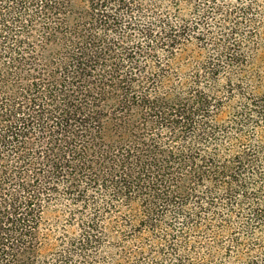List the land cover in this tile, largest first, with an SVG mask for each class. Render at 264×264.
Wrapping results in <instances>:
<instances>
[{
    "label": "trees",
    "instance_id": "obj_1",
    "mask_svg": "<svg viewBox=\"0 0 264 264\" xmlns=\"http://www.w3.org/2000/svg\"><path fill=\"white\" fill-rule=\"evenodd\" d=\"M264 0H0V264H264Z\"/></svg>",
    "mask_w": 264,
    "mask_h": 264
},
{
    "label": "rangeland",
    "instance_id": "obj_2",
    "mask_svg": "<svg viewBox=\"0 0 264 264\" xmlns=\"http://www.w3.org/2000/svg\"><path fill=\"white\" fill-rule=\"evenodd\" d=\"M257 59L264 58V52L259 51V53L256 55Z\"/></svg>",
    "mask_w": 264,
    "mask_h": 264
}]
</instances>
